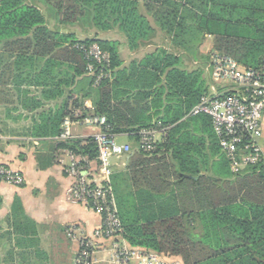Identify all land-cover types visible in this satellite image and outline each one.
<instances>
[{
	"label": "trees",
	"instance_id": "trees-1",
	"mask_svg": "<svg viewBox=\"0 0 264 264\" xmlns=\"http://www.w3.org/2000/svg\"><path fill=\"white\" fill-rule=\"evenodd\" d=\"M150 1L162 8L150 7L144 14L137 0H0V52L6 54L0 65L9 71L10 82L40 90L36 97L28 89L19 93L27 112L41 111L33 137L59 138L64 120L76 122L79 110L83 116L106 117L113 134L129 135L137 144L135 156L144 161L129 172L131 184L113 176L128 246L183 264H264V164L233 175L210 119L188 117L208 92L211 53L230 57L244 69L263 65L264 0ZM41 6L58 25L91 23L97 31L118 25L131 50L155 35L149 15L161 23L170 48L123 68L118 43L79 40L53 29ZM208 37L212 51L202 56ZM92 44L111 57V77L98 87L79 49ZM185 59L200 64L189 70ZM51 101L58 102L56 107L45 109L44 102ZM159 126L168 130L155 152H143L138 133ZM62 150L89 161L98 157L93 137L57 141L56 153ZM8 224L13 233L2 235L0 226V248L8 235L23 252H8L5 260L16 257L32 264L37 226L18 200Z\"/></svg>",
	"mask_w": 264,
	"mask_h": 264
},
{
	"label": "crops",
	"instance_id": "crops-1",
	"mask_svg": "<svg viewBox=\"0 0 264 264\" xmlns=\"http://www.w3.org/2000/svg\"><path fill=\"white\" fill-rule=\"evenodd\" d=\"M137 3L139 11L144 14L150 7L162 8V3L150 0H137ZM148 19L151 27L155 30V35L148 40L140 41L141 45L137 50L130 49L128 39L119 30L118 25L110 31H97L91 23H85V28L93 30L88 35L89 37L85 35V38H80L75 32L67 33L75 34L79 40L97 38L118 43L123 68H129L134 62H141L160 48L167 50L170 48L171 42L161 31V23L149 15ZM4 57L6 54L0 52V58L6 61ZM8 76L9 71L4 64H1L0 165L21 174L24 183L22 186H15L7 182H0L2 235L13 233L8 221L12 217L14 203L18 200L25 216L37 226L39 244L30 250V252L36 253V256L31 260L32 264H75L85 241H89L93 248L92 264H110L109 258L113 242L94 239L95 231L102 224L101 216L85 205L75 202L70 196L69 189L73 185V179L67 175L65 168V165L70 163L68 152L62 150L56 153V138L32 136L33 127L41 122L38 117L41 111L27 112L21 106L19 93L28 89L33 93L32 97H36L39 96L40 90L30 89L25 85H15L7 79ZM207 76L209 79V74ZM57 103L44 102V108H55ZM85 104L88 108H93L91 101H87ZM262 131L260 145L264 157V115ZM95 133L97 130L94 128L80 126L76 123L72 125L74 139L84 140L92 137ZM118 138L126 141L124 144L130 145L132 151L129 155L112 160L114 176L116 178L121 176L125 183L131 184L128 181L129 172L132 168H141L140 165L144 159L135 156L138 154L137 144L132 142L129 135H120ZM92 166L94 164H91ZM94 169L89 168L91 171ZM133 249L148 252L140 248ZM11 251L23 252L22 249L16 247L14 240H3L0 248L3 259L1 264H23L24 262L16 257L12 260H5L6 254Z\"/></svg>",
	"mask_w": 264,
	"mask_h": 264
},
{
	"label": "built area",
	"instance_id": "built-area-1",
	"mask_svg": "<svg viewBox=\"0 0 264 264\" xmlns=\"http://www.w3.org/2000/svg\"><path fill=\"white\" fill-rule=\"evenodd\" d=\"M89 60V76L94 78L98 87L109 79L111 57L98 44L89 47L79 46ZM208 92L191 110L188 117L206 116L210 119L213 131L219 139V146L229 162L233 175L242 173L246 168L264 162L260 140L263 135L264 115V62L258 69H244L234 59L211 53L208 68ZM87 109L92 110V108ZM73 122L69 117L64 120L62 133L57 141L74 139V123L97 130L92 137L98 157L94 161L75 156L68 152L70 163L65 165L67 175L73 179L69 189L71 198L90 208L101 216L102 224L95 231V240L112 241L110 264H183L180 259L167 258L156 252L133 249L122 238L123 226L119 218L118 205L113 187L114 171L112 160L131 153V146L117 142L118 136L112 133L104 116L89 113L86 116L77 110ZM167 128H150L138 133L143 152H155ZM62 164L63 161H61ZM91 164L94 166L91 167ZM89 168H95L93 171ZM0 182L22 186L23 176L8 167L0 165ZM87 249L80 254L75 264H92L88 249L89 241L83 244Z\"/></svg>",
	"mask_w": 264,
	"mask_h": 264
},
{
	"label": "rangeland",
	"instance_id": "rangeland-1",
	"mask_svg": "<svg viewBox=\"0 0 264 264\" xmlns=\"http://www.w3.org/2000/svg\"><path fill=\"white\" fill-rule=\"evenodd\" d=\"M41 8L43 9V13L45 14V16L48 19V23H49L50 27L53 29H59L60 31H64V32H75V34H77L80 38H85V35L88 36V35H90V33H92L91 31H93V30H89V29L85 28V24H80V25H76V26L58 25L55 20H50L48 18V9L44 8L43 6H41ZM212 46H213V39L207 38L204 45L200 48L201 55L206 56V55L210 54V52H211L210 50H212ZM199 64H200V61L195 63L193 60L185 59V66L189 70L196 69L199 66ZM117 142L120 144H124L126 141L119 140V138H118ZM8 239H9L8 235H5V237H3V240H8ZM89 249L92 250V252L90 253V255L92 256V254H93L92 246ZM80 254H83L82 249H81ZM77 258H76V260H77ZM76 260H75V263H76Z\"/></svg>",
	"mask_w": 264,
	"mask_h": 264
}]
</instances>
